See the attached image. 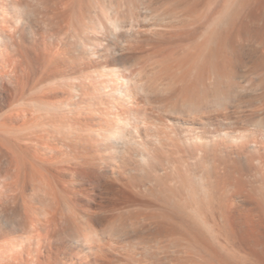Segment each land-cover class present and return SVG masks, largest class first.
I'll return each instance as SVG.
<instances>
[{
	"label": "bare ground",
	"instance_id": "6f19581e",
	"mask_svg": "<svg viewBox=\"0 0 264 264\" xmlns=\"http://www.w3.org/2000/svg\"><path fill=\"white\" fill-rule=\"evenodd\" d=\"M36 8L0 0V111H5L0 120V157L11 171L9 176H4L5 180L0 177V264H102L100 255L106 251V242L113 243L109 235L125 239L128 234L125 223L113 229L111 217L97 218L100 210L108 208L113 214L120 208L116 200L107 207L97 200V197L103 199L104 191L120 196L128 204L132 198L130 171L134 170L123 162L124 151L118 149L116 140L126 133L98 123L103 114L99 118L94 112H82L81 106L95 109L91 108L94 99L81 98V38L87 35L82 37L79 27L71 31L73 34H62L65 30H60L41 36L32 19L24 18L37 13ZM139 9L133 2L131 16L120 18L123 11L117 10L121 11L120 16L116 12L120 19L109 20L108 24L100 22L110 42L95 51L92 44L94 49L87 50V70L98 69L104 78L120 75L118 56L133 47L120 45L119 36L126 38L129 32V37L137 21L140 25ZM224 14L219 23L221 28L213 32L214 43L221 46L226 79L224 89L215 87L223 95L229 125L225 132L229 193L224 220L230 229L237 231L245 247L249 245L257 252L260 264H264V211L261 201L247 192L244 180L247 170L264 168V0H229ZM88 33L96 36L92 27ZM23 37L37 49L25 47ZM128 37L130 41L132 37L130 40ZM34 51L35 56H31ZM36 59L44 67L40 72L41 82H55L58 87L45 86L39 93L33 92L34 77L25 64L31 62L32 68ZM208 67L205 70L209 74L214 65ZM114 90L118 96L110 115L117 116V123L125 124L122 116L130 105L126 99L132 101L135 92L120 91L119 82H115ZM205 96H202L204 101ZM201 99L195 106L198 113L209 109V102ZM234 114L239 125L235 129L230 120ZM103 120L102 124L109 123L106 115ZM147 218L148 221L150 217ZM103 220L108 224L103 225ZM96 223L98 229L93 227ZM81 224H86L89 232L82 234ZM143 231L144 228L139 232Z\"/></svg>",
	"mask_w": 264,
	"mask_h": 264
},
{
	"label": "rangeland",
	"instance_id": "374dc122",
	"mask_svg": "<svg viewBox=\"0 0 264 264\" xmlns=\"http://www.w3.org/2000/svg\"><path fill=\"white\" fill-rule=\"evenodd\" d=\"M228 1L11 0L12 3L23 7L38 6L37 13L24 18L25 20L31 18L34 25L36 24L35 28H39L38 33L40 31L39 34L43 37L60 30H65L61 31L62 34H73L71 31L81 28L82 37L87 35L86 39L81 38V57H83V60L81 58V98L86 100L91 98V101L94 99L92 103H99L96 105L98 107L95 104L91 107L95 109L81 106V109H85L81 111L88 114L94 112L99 118L103 114L102 119H96L98 123L101 122V125L107 129H110L109 127L123 129L126 133L125 137L116 140L118 149L124 151L123 162L134 170L132 173L130 171L132 176L130 181L134 187L130 195L132 198L128 204V201L120 196L118 198L108 191H104L101 195L97 190L103 198L97 197V200H101L104 206L107 207L116 200L118 207L121 208H117V212L113 211V214L108 212V208L104 211L100 210L97 218L100 220L104 216L111 217L113 224L110 226L113 229L125 223L128 234L125 239H117L115 236L111 238L109 235V240L113 243L106 242V251L100 255L102 264H260L262 262L261 258L256 256L257 252L249 245L245 247L246 244H242L239 235L236 234L237 231L230 229L227 221L224 220L229 193L226 177L225 132L229 125L223 107V95L216 92L217 87L224 89L226 79L222 66L221 46L214 43L213 32L221 28L219 23L221 25L224 19L222 17L225 15ZM133 2H136L140 8L139 20L143 22V26L137 21L138 29L136 26L131 28V33L133 32L134 35L130 33L128 37L129 32L127 34L129 40L132 37L130 41H127L126 35V38L123 35L119 36L120 45L133 47L124 50V53L118 56L122 67L120 75L104 78L98 69L87 70L85 66L89 56L87 52L93 50L95 46L93 51L105 47L110 42L100 22L105 21L108 24L109 20L116 21L123 16H131ZM117 10H122V15L119 14L121 11ZM116 12L121 15L120 18ZM91 27L96 31V36L87 34ZM95 38L99 41H95ZM23 40L27 44L25 47L30 49L33 46L28 44L30 43L28 38L23 37ZM131 41L136 42L137 45ZM36 49L33 46L30 50ZM35 54L36 51L31 53V56ZM125 56L128 58L125 59ZM22 60L25 62L23 58ZM38 61L37 66L34 64L37 69L34 66L31 68V62L26 61L25 64L35 80L32 78L31 82L33 92L39 93L45 86L58 87L55 82L54 84L41 82L40 72L44 67ZM209 64L210 66L213 64L214 67H211L208 74L206 70ZM82 69H85L83 71L85 75ZM91 70L94 71L93 75ZM113 81L119 82L120 91L131 89L135 92L132 101L126 99L130 105L122 116L126 120L125 124L121 121L117 123V116L110 115L113 112L112 105L118 96ZM107 82L110 85L106 84ZM207 84L209 90L205 94ZM202 96H205L207 104L209 102V109L198 113L195 106L199 99L202 98L201 100L204 101ZM53 101L56 99L53 98ZM4 113L5 111H0V120ZM105 115L106 121L109 120L108 124L105 122L102 124ZM230 120L234 122V129L239 127L237 114H234ZM130 160L131 163L133 161L135 163L133 162L132 165ZM2 163L3 159L0 161V177L3 181V177L10 175L11 171H8L5 161ZM134 164L137 170L134 169ZM6 178L4 177V180ZM244 180L247 183L246 187L248 186L247 192L261 201V208L264 211V168L261 170L255 167L253 170H247ZM121 200L126 204L122 206ZM10 206L13 209L15 207ZM146 216L150 217L148 221ZM104 223L108 224L103 220V225ZM98 226L97 223L93 225L95 229H98ZM143 228L144 231L140 233ZM87 232H89L88 226L81 224V233Z\"/></svg>",
	"mask_w": 264,
	"mask_h": 264
}]
</instances>
